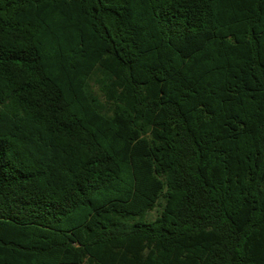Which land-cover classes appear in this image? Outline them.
I'll use <instances>...</instances> for the list:
<instances>
[{"label": "trees", "instance_id": "1", "mask_svg": "<svg viewBox=\"0 0 264 264\" xmlns=\"http://www.w3.org/2000/svg\"><path fill=\"white\" fill-rule=\"evenodd\" d=\"M0 264H264V0H0Z\"/></svg>", "mask_w": 264, "mask_h": 264}, {"label": "rangeland", "instance_id": "2", "mask_svg": "<svg viewBox=\"0 0 264 264\" xmlns=\"http://www.w3.org/2000/svg\"><path fill=\"white\" fill-rule=\"evenodd\" d=\"M158 209H159V208H158V206H157L155 209L150 210V211L147 213L145 219H146V220H153L154 218H156V216L158 215Z\"/></svg>", "mask_w": 264, "mask_h": 264}]
</instances>
